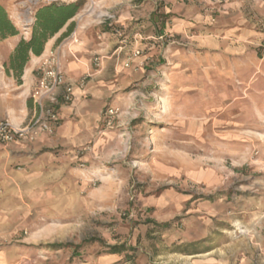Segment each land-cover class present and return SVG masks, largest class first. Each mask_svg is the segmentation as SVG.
Wrapping results in <instances>:
<instances>
[{
	"label": "rangeland",
	"instance_id": "374dc122",
	"mask_svg": "<svg viewBox=\"0 0 264 264\" xmlns=\"http://www.w3.org/2000/svg\"><path fill=\"white\" fill-rule=\"evenodd\" d=\"M0 1L21 28L17 1ZM84 1L79 15L91 11L80 21L124 48L138 26L140 61L126 73L132 50L121 49L109 65V54L97 55L102 66L87 86L101 79L113 94L85 142L40 152L28 146L47 157L39 160L43 174L0 247L19 264H264V0ZM180 4L247 35L243 54L257 60L249 87L231 81L221 95L189 97L206 102L205 110L177 105L175 93L189 91L178 80L182 70L157 41L150 57L142 45L147 23L172 25L166 12ZM106 12L115 22L97 19ZM110 108L119 110L111 127L104 122ZM114 246L126 253L101 255Z\"/></svg>",
	"mask_w": 264,
	"mask_h": 264
},
{
	"label": "crops",
	"instance_id": "0c3cea01",
	"mask_svg": "<svg viewBox=\"0 0 264 264\" xmlns=\"http://www.w3.org/2000/svg\"><path fill=\"white\" fill-rule=\"evenodd\" d=\"M168 11L167 15L169 13L174 15L172 25L163 22L162 27L157 29L154 21L148 22L145 25L152 28L143 33L148 43L142 45L147 49L146 56L150 57L157 51L155 42L151 41H157L160 52L172 59L174 69L179 67L182 70L183 73L178 80L189 89L187 92L175 93L176 103L181 109L183 107L182 110L207 109L206 102H195V104L191 99L189 100V97L197 92L201 91L204 95H221L231 81H234V87H249L252 84V80L256 78L257 60L254 57L246 58L243 54L250 49L246 44L251 41L246 38L247 35L240 33L239 30L235 34L231 33L236 29H229L228 25L221 21L215 24L214 20L211 21L207 15H200L194 7L180 4ZM80 16L73 20L77 26L78 43L67 40L56 45L61 34L57 35L48 43L42 56L31 58L25 68L21 85L17 84L12 74L8 75L5 72L4 63L22 36L0 42V121L8 120L14 127L20 128L32 116L30 97L36 85L35 71L49 52H58L67 78L78 82L94 70L92 65L94 56L109 54V65L115 55L119 54L121 50L119 48L126 49L127 52L134 51L140 43L136 40L137 36L143 39L136 26L137 28L132 29L130 33L133 39L124 48L120 46L124 42L114 41L115 35L95 26L91 21L86 23L84 19L80 21ZM162 36H166V39L159 40ZM134 39L136 43H133ZM185 41L187 44L184 46ZM7 52H9L8 56H6ZM139 61L140 58H133L131 67L127 68L126 73H129ZM105 84L104 80L97 79L84 89L76 87L73 102L59 110L60 121L55 126L54 134L40 135L34 143L36 152L59 146H78L85 142L102 122L105 102L113 94L105 88ZM119 100H121L120 95H116L114 102L118 103ZM29 145L33 144L0 143V192L3 191V194L0 193V245L2 239L8 237L5 235L6 231L14 227L16 207L23 204L28 206L33 196L32 192L38 187V176L43 174L39 160L47 157L33 156L32 153L27 152ZM9 235L11 237L12 234ZM10 253L0 247V264L20 263L10 258Z\"/></svg>",
	"mask_w": 264,
	"mask_h": 264
},
{
	"label": "built area",
	"instance_id": "2783aa9c",
	"mask_svg": "<svg viewBox=\"0 0 264 264\" xmlns=\"http://www.w3.org/2000/svg\"><path fill=\"white\" fill-rule=\"evenodd\" d=\"M16 1L17 5L23 10L22 13H17L15 16L18 25L21 27L31 25L35 9L39 5L49 2V0ZM90 11L91 9H88L86 14L90 13ZM86 14L81 15L80 18ZM97 19H103L101 23L112 24L115 22L116 16L108 12L104 14L99 13ZM116 32L120 34V30ZM165 39L166 36L159 38V40ZM67 40H71L72 43H78L77 29L65 41ZM140 54L139 50L133 51L124 63L123 68H130L132 59L138 58ZM92 65L96 67L93 71L87 73L80 81L74 82L67 78L58 52H49L39 63L35 71L36 85L30 97L33 109L32 116L20 128L14 127L8 120L0 121V143L5 145L13 143L33 144L40 135H53L55 126L60 121V108L73 102L76 87L86 88L88 79L93 78L96 73L100 72L102 58L97 55L94 56ZM118 114V109L110 108L106 111L104 122L107 126H113Z\"/></svg>",
	"mask_w": 264,
	"mask_h": 264
},
{
	"label": "trees",
	"instance_id": "16d2710c",
	"mask_svg": "<svg viewBox=\"0 0 264 264\" xmlns=\"http://www.w3.org/2000/svg\"><path fill=\"white\" fill-rule=\"evenodd\" d=\"M84 6V0L75 2L49 0V2L43 3L35 9L32 24L21 27V29L11 19L7 4L0 1V42L22 36L4 63L5 72L8 75L12 74L17 84L21 85L25 68L31 58L42 56L48 43L57 35L61 34L56 45L62 44L69 38L75 29L73 20L82 12ZM64 29L66 30L62 33ZM125 253L124 246H114L103 250L101 255H122Z\"/></svg>",
	"mask_w": 264,
	"mask_h": 264
}]
</instances>
